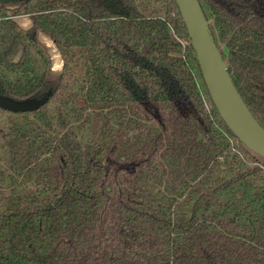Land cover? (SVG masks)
I'll return each instance as SVG.
<instances>
[{"label":"trees","instance_id":"obj_1","mask_svg":"<svg viewBox=\"0 0 264 264\" xmlns=\"http://www.w3.org/2000/svg\"><path fill=\"white\" fill-rule=\"evenodd\" d=\"M199 1L264 126V0ZM0 94L41 100L0 105V264L264 260V156L215 105L176 0H0Z\"/></svg>","mask_w":264,"mask_h":264},{"label":"water","instance_id":"obj_2","mask_svg":"<svg viewBox=\"0 0 264 264\" xmlns=\"http://www.w3.org/2000/svg\"><path fill=\"white\" fill-rule=\"evenodd\" d=\"M192 38L210 95L231 129L249 147L264 156V126L247 109L230 83L226 62L214 42L209 21L199 0H176ZM38 98L16 100L0 94V105L11 110H28Z\"/></svg>","mask_w":264,"mask_h":264},{"label":"rangeland","instance_id":"obj_3","mask_svg":"<svg viewBox=\"0 0 264 264\" xmlns=\"http://www.w3.org/2000/svg\"><path fill=\"white\" fill-rule=\"evenodd\" d=\"M16 19L23 25L28 26L31 20L28 15H19ZM41 38L48 44L50 52L53 56V76H57L62 68V57L54 42L45 34H40ZM226 50V49H225ZM175 264H264V260L259 259H218L211 258L205 260H179Z\"/></svg>","mask_w":264,"mask_h":264},{"label":"crops","instance_id":"obj_4","mask_svg":"<svg viewBox=\"0 0 264 264\" xmlns=\"http://www.w3.org/2000/svg\"><path fill=\"white\" fill-rule=\"evenodd\" d=\"M25 26V25H24Z\"/></svg>","mask_w":264,"mask_h":264}]
</instances>
